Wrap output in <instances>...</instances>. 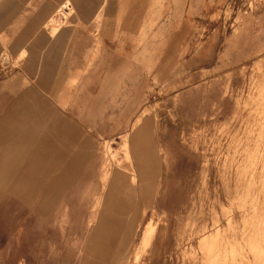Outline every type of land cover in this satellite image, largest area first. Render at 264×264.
Returning a JSON list of instances; mask_svg holds the SVG:
<instances>
[{
    "label": "rangeland",
    "instance_id": "374dc122",
    "mask_svg": "<svg viewBox=\"0 0 264 264\" xmlns=\"http://www.w3.org/2000/svg\"><path fill=\"white\" fill-rule=\"evenodd\" d=\"M25 2L0 0V264H264V0Z\"/></svg>",
    "mask_w": 264,
    "mask_h": 264
},
{
    "label": "crops",
    "instance_id": "0c3cea01",
    "mask_svg": "<svg viewBox=\"0 0 264 264\" xmlns=\"http://www.w3.org/2000/svg\"><path fill=\"white\" fill-rule=\"evenodd\" d=\"M27 2L26 5H24V9H35V10H38V11H43V10H50V9H53L54 6H55V2L58 1V0H26ZM112 1V0H81V2H79L80 6H78V9H82V10H87V11H100V14L101 12L103 11V15H106V11L108 9V3ZM116 2L118 1H121V0H114ZM186 0H182V2H184ZM22 9V8H21ZM42 14L40 13L39 17H41ZM0 32H4L6 33L7 31H1ZM27 32V31H26ZM25 34V33H24ZM141 41L140 40L138 42V44H141ZM234 46V44H233ZM142 53H148L149 50H141ZM63 91H61L59 94H60V97L61 99L64 98V96L66 95L65 93H62ZM132 147V148H131ZM133 151V145L130 146V151L128 150L127 153ZM106 175H108L106 172L104 173L103 177L105 178ZM132 175V178H131V181L134 182V174H131ZM102 177V179H104ZM109 179H111L112 177L110 175H108ZM105 184V182H104ZM133 186H134V183H131ZM135 189V188H134Z\"/></svg>",
    "mask_w": 264,
    "mask_h": 264
},
{
    "label": "bare ground",
    "instance_id": "6f19581e",
    "mask_svg": "<svg viewBox=\"0 0 264 264\" xmlns=\"http://www.w3.org/2000/svg\"><path fill=\"white\" fill-rule=\"evenodd\" d=\"M141 264H143V263H141Z\"/></svg>",
    "mask_w": 264,
    "mask_h": 264
}]
</instances>
